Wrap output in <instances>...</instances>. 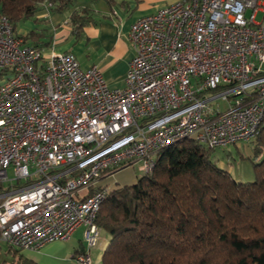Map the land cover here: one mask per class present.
<instances>
[{"label":"built area","instance_id":"built-area-1","mask_svg":"<svg viewBox=\"0 0 264 264\" xmlns=\"http://www.w3.org/2000/svg\"><path fill=\"white\" fill-rule=\"evenodd\" d=\"M129 39L124 86L110 87L97 65L46 55L0 11V241L11 248L83 226L75 257L92 264L109 172H152L185 138L248 142L264 123V0H176L136 19Z\"/></svg>","mask_w":264,"mask_h":264},{"label":"trees","instance_id":"trees-1","mask_svg":"<svg viewBox=\"0 0 264 264\" xmlns=\"http://www.w3.org/2000/svg\"><path fill=\"white\" fill-rule=\"evenodd\" d=\"M73 1L0 0V11L17 31L41 4L62 11ZM91 19L87 7L70 16L77 33ZM22 35L39 46L37 30ZM252 142L243 158L253 180L235 177L215 162L214 148L195 139L160 149L152 172L114 187L102 203L97 222L110 236L103 264H264V123ZM13 253L11 264H35Z\"/></svg>","mask_w":264,"mask_h":264},{"label":"crops","instance_id":"crops-1","mask_svg":"<svg viewBox=\"0 0 264 264\" xmlns=\"http://www.w3.org/2000/svg\"><path fill=\"white\" fill-rule=\"evenodd\" d=\"M113 1L109 5L106 0H74L69 8L62 11L52 10L45 2L31 18L18 25L17 31L27 34L32 29L37 30L40 34L37 44L46 55L72 51L83 66L97 65L110 87H121L135 52L129 39L131 25L139 17L176 0ZM83 7L90 9L92 19L77 33L70 16L74 10ZM219 165L239 179H254L250 162L234 166L223 162ZM127 168L131 167L117 170L105 181L112 187L134 183L141 172ZM83 233L84 227L81 226L72 233L75 237L71 235L68 240H55L39 249H22L19 252L35 264H79L75 254L84 248ZM109 239L108 232L102 230V241L91 249L92 264H103L102 255Z\"/></svg>","mask_w":264,"mask_h":264},{"label":"rangeland","instance_id":"rangeland-1","mask_svg":"<svg viewBox=\"0 0 264 264\" xmlns=\"http://www.w3.org/2000/svg\"><path fill=\"white\" fill-rule=\"evenodd\" d=\"M256 19L258 21H261L262 13H259ZM3 79H4V75L0 73V83H2ZM224 106H226V102H224ZM252 147H253V142L251 140L248 142L242 141L239 143L228 145L226 147L216 148L214 149L213 159L218 164L225 162L226 164L231 166H234L235 164H239L240 162H245V161L250 162L248 159L243 158V156L251 155L252 153L250 154V152H252ZM129 169L139 172V168L137 164L135 166H132L131 168H127V170ZM14 250L15 249L11 248L8 245V243H6L5 241H0V264H11L14 258V253H13Z\"/></svg>","mask_w":264,"mask_h":264}]
</instances>
